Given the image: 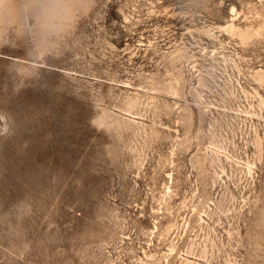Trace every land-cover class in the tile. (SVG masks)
<instances>
[{"label":"rangeland","instance_id":"obj_1","mask_svg":"<svg viewBox=\"0 0 264 264\" xmlns=\"http://www.w3.org/2000/svg\"><path fill=\"white\" fill-rule=\"evenodd\" d=\"M0 264H264V0H0Z\"/></svg>","mask_w":264,"mask_h":264}]
</instances>
